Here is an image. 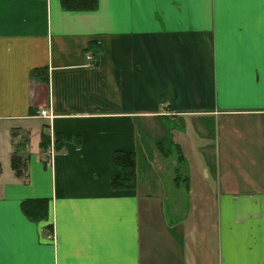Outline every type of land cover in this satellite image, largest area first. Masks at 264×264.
Segmentation results:
<instances>
[{"label": "crops", "instance_id": "1", "mask_svg": "<svg viewBox=\"0 0 264 264\" xmlns=\"http://www.w3.org/2000/svg\"><path fill=\"white\" fill-rule=\"evenodd\" d=\"M0 264H264V0H0Z\"/></svg>", "mask_w": 264, "mask_h": 264}, {"label": "trees", "instance_id": "2", "mask_svg": "<svg viewBox=\"0 0 264 264\" xmlns=\"http://www.w3.org/2000/svg\"><path fill=\"white\" fill-rule=\"evenodd\" d=\"M62 10L68 12H92L98 7V0H59ZM33 76L43 83H47V73L44 70H35ZM46 126H43V129ZM67 135H54L53 147L59 150L64 140L69 139ZM27 138L22 142L25 143ZM51 144L49 135L41 130L39 147L45 152ZM25 144L17 143L13 145V152L10 158V167L17 178L24 176L26 158L21 155V147ZM114 167L118 170V175L110 178V187L114 190H131L136 184V156L133 152L115 151L111 157ZM22 210L32 221L45 220L47 218V205L45 200H26L22 203ZM47 228L50 229V226Z\"/></svg>", "mask_w": 264, "mask_h": 264}, {"label": "rangeland", "instance_id": "3", "mask_svg": "<svg viewBox=\"0 0 264 264\" xmlns=\"http://www.w3.org/2000/svg\"><path fill=\"white\" fill-rule=\"evenodd\" d=\"M164 149H165V151H169L170 150V152H171V155H172V157L174 156L176 159H178V157H179V152H177L176 150H174V148H172V147H169V146H167V145H165L164 146ZM174 161V160H173ZM174 167V165H172V163H171V160L169 161V166H167V167H165L164 169H165V173L167 174H169V175H173V177H175L176 176V173H175V168H173ZM177 170H178V172H177V176H179V178H180V175L182 174V171L184 170V167L182 168V167H180L179 168V166L177 167ZM153 202H158V204L160 205V208L162 209V202L164 203L163 204V206H164V208H166L165 209V211H164V213H163V218L164 219H166V220H168V219H170L171 217L169 216V214H167V203H168V201H167V203H166V200L165 199H163V198H158V199H154V200H152ZM159 217V216H158ZM167 225H171V224H173L174 222H169V221H164ZM175 223H176V221H175Z\"/></svg>", "mask_w": 264, "mask_h": 264}, {"label": "built area", "instance_id": "4", "mask_svg": "<svg viewBox=\"0 0 264 264\" xmlns=\"http://www.w3.org/2000/svg\"><path fill=\"white\" fill-rule=\"evenodd\" d=\"M40 115H41V116H45V112H41Z\"/></svg>", "mask_w": 264, "mask_h": 264}]
</instances>
